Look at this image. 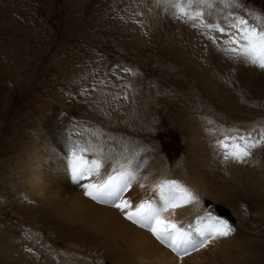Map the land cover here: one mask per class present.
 I'll use <instances>...</instances> for the list:
<instances>
[{
  "label": "rangeland",
  "instance_id": "rangeland-1",
  "mask_svg": "<svg viewBox=\"0 0 264 264\" xmlns=\"http://www.w3.org/2000/svg\"><path fill=\"white\" fill-rule=\"evenodd\" d=\"M210 2L211 8L189 9H200L224 26L237 18L228 12L236 8L264 27L257 19L264 17V0H236L230 7L222 0ZM164 6L175 14L167 26L170 32L182 33L187 28L192 35L205 36L210 47L225 48L218 41L227 36L192 27L188 18L182 25L170 0H0V264H46L40 254L50 258L48 264H62V257L67 260L70 255L87 260L90 257L83 252L96 256L104 247L103 242L88 241L83 235L74 238L76 227L65 228L68 223L61 213L52 214L32 196L27 169L37 145L44 143L49 152L66 157L65 133L88 149L97 147L98 141L108 151L101 153L104 160L119 169L153 152L165 157L167 176L190 180L194 172L186 164L187 141L194 126L214 129L219 124L232 134L264 130V98L260 97L264 89L247 98L244 86L229 78L226 84L231 92L226 100L216 90L209 91L206 83L219 82L223 74L206 64L208 74L193 71L191 61L181 58L169 44L174 36L150 27L151 16L167 10ZM130 31L138 35L131 36ZM212 36L217 38L215 43L209 39ZM113 63L123 71L112 67ZM201 64V58L193 63L199 68ZM249 67L255 66L247 63ZM245 105L260 109L251 118L258 121L257 127L254 122L248 129H235L242 121L231 106ZM210 129L206 134L212 143L218 135ZM259 144L264 146V138ZM210 192L200 194L203 203L209 199L215 207H229L237 218L238 237L226 238L233 245V251H228L231 263L243 264L247 259V264H264V197L227 198ZM21 237L33 248L27 247L28 251ZM67 246L74 250L67 252Z\"/></svg>",
  "mask_w": 264,
  "mask_h": 264
},
{
  "label": "bare ground",
  "instance_id": "bare-ground-1",
  "mask_svg": "<svg viewBox=\"0 0 264 264\" xmlns=\"http://www.w3.org/2000/svg\"><path fill=\"white\" fill-rule=\"evenodd\" d=\"M164 9L167 10L156 12L153 16H151L149 22L150 27L152 30H156L157 33L164 29L165 31L169 32L168 35L172 34L174 37H170V35L169 37L172 38L173 42L170 41L169 44H171V47L179 52V54L182 56L181 58L185 59L188 63L191 61V64L193 65L195 59L201 58V68L191 65L193 71L198 72L199 74H208L209 71L208 69L206 70L205 67L212 65L216 68H212L213 70H219L220 74H223L220 75L222 79H220L219 82L212 81L211 84L206 83L209 91L213 92V90H216L218 94L217 96H219L220 99L224 98L226 100L225 96H230L231 92V88H229L226 84V80L231 78V81L234 79L235 82H238L240 85L244 86V88L247 90V94L245 95L247 98H251L252 96H249V93H262L264 89V75L261 76L259 72L264 71H259L256 67L247 68V62H245L242 58L233 57L231 53H226L224 48L217 49L210 47V41L202 34H199V36L192 35L189 31H187L189 30L187 28H184L182 33L180 31V33L170 32L168 29L170 26L168 28L167 26L170 24V21L175 18V14L169 7L164 6ZM187 10L193 13L192 11L200 9L195 8V10ZM207 12L208 11L205 13L207 14ZM228 12H231L233 15L236 14V10L234 8L232 11ZM181 18L183 19V25L185 22L184 18L188 17L182 16ZM177 27H174L175 31L177 30L176 32L180 30V28ZM182 28L183 27H181V29ZM133 29L136 28L133 27ZM130 32L132 33L131 36L138 35L136 31ZM162 35L167 37V35L163 34V32ZM137 42H139L138 44L142 46L144 44L143 40ZM205 64L207 66H205ZM112 67H114L116 70L118 69L123 71V68L119 65L117 66V64L112 65ZM260 97L264 98V95ZM245 106H231L232 112H236L235 114L238 116L237 118L240 117L241 121L243 122H241L242 125L236 127L234 126L235 129H248L247 127L253 125L254 122V128L257 127L258 121H253L251 118L255 117V110H258V108H253V105ZM258 111H260V109ZM187 121L189 122L190 119L187 118ZM222 127L223 128L217 129L216 126L214 129H210L208 126L205 128L199 125L192 128L189 137L191 141L190 143L189 140L187 141V148L189 151L187 154L189 156L186 159V164L191 167V170L194 172V174H191L190 180H188L189 182L173 178L175 177L173 175L167 176L166 171H163V167L166 165L164 163L165 157H158L153 152L145 154V158L143 157L140 160L134 161L131 165L124 167L123 169L132 171L136 177V179L132 181L131 188L122 194V200H128L132 205L131 209H125V211H134L135 206L141 201H155L159 206L161 201L159 198V190L157 185L164 181H176L188 188L196 197L194 202L189 205L175 210L170 209L168 212L163 213V218L165 220L175 222L178 226H180V223L185 221L192 226L203 228L209 222L206 219L202 220L201 218L207 217L209 215L226 221L224 218H220L214 214H211L212 212L210 213L208 209H206L207 206L206 208L204 207L205 205L203 201L198 199L197 196H200V194H206L208 189H212V192H210L211 195H214L213 192H219V196L225 195L227 198L229 196L237 197L240 195H257L258 197H264V146L262 147L258 143L256 148L251 149V157H249L250 155L245 157L242 160L243 162L241 160H233L231 158L225 159L223 157L221 148L217 144V141L224 139L225 136L220 137L221 133L224 132V135H226L229 133L228 130L230 128L225 126ZM208 128L213 133L218 135L217 138L212 141V143L206 134L209 131ZM239 133V135L237 133L233 134L232 137H249L250 142H261L262 138H264V130L258 131L254 134H252V132L245 133L243 130H240ZM66 135L67 133L62 136V143L69 139V137ZM195 136H198L199 138L193 140L192 138ZM237 142L241 143L240 141ZM229 143H231V141H229ZM79 144L85 145V143L81 140ZM98 147L99 146H90L89 149L85 147L82 149H86V151L83 152V156L87 160L90 161V159H97L102 161L103 167L100 169L101 174L99 177L86 178L80 180L79 182L74 181L72 179V169L69 171V168L66 166V157H62L59 153H57L58 151H56V153L49 152L44 143L35 147L37 152L34 154L30 164L28 165V179L32 196L36 197L40 203L45 204L46 208L50 210L52 214L61 213L64 223L70 224H64L65 228H69V226L71 228L72 226L76 227L73 228L74 231H76V237L74 238H77L78 236L81 237L83 235L88 241H93L96 239V242H103L104 244V247L99 251L102 253L101 256H98L101 254H98V252L96 256L83 252L84 256L88 255L86 257L90 258L79 261L76 260L78 258L70 255L66 256L69 257L67 260L62 257V264H103L106 260L112 261L113 264H233L230 261L231 259L229 260L230 254H228V251H233L231 247L233 245H231V241L223 239V237L221 239H216L209 236V242L204 247L199 248L197 251L189 250L188 255L178 257L177 254L169 247L158 241L148 229L134 224L130 220L126 219L124 212L113 206V204L100 203L91 199L89 196H86L85 189L82 187V185L87 183H100L102 180L106 179L108 175L116 174L113 169H116L117 171L122 169L117 168L118 166H114L113 164L115 163H107L102 157L101 153H106L108 151H106L104 147H99V149L102 150L101 152L99 149H97ZM51 151L55 150L52 149ZM251 159L252 161H250ZM241 164H244L245 166H242ZM251 168L255 169V173L252 174L251 171H249L251 174L249 172L247 174V170H251ZM166 170L168 171V169ZM144 173H146V177H144ZM260 178L263 179L260 180ZM259 180L261 182H258ZM208 182L210 183V186L206 187L205 185ZM52 184L54 185L53 187ZM141 184H143L144 187H140ZM148 196H151L150 200H146ZM243 203H245L247 206L250 204L247 202V200L243 201ZM199 215H202V217ZM232 215L234 216L233 213ZM227 224L230 228H232L228 222ZM230 232H234V230L231 229ZM234 236L238 237V233H235ZM193 237L196 238L197 241L201 239L197 233L194 234ZM20 242L26 248H33L27 239H23V237H21ZM249 248L247 250H249ZM79 249L81 250V248ZM72 250L74 249H70L69 246H67V252ZM78 252L82 253L81 251ZM40 256L41 259L46 262V264L50 262V258L47 256H44L43 254H40ZM251 260H254V257H252ZM244 262L246 264L250 263V261L248 262L247 259H245ZM52 264L60 263L53 262Z\"/></svg>",
  "mask_w": 264,
  "mask_h": 264
},
{
  "label": "snow or ice",
  "instance_id": "snow-or-ice-1",
  "mask_svg": "<svg viewBox=\"0 0 264 264\" xmlns=\"http://www.w3.org/2000/svg\"><path fill=\"white\" fill-rule=\"evenodd\" d=\"M222 2L225 7H230L236 3V0H222ZM170 3L179 16L187 15L188 19L193 21V27L196 26L195 22L199 20L201 26L217 32L221 36H227V39L222 41L226 53H231L233 57L242 58L245 62L264 71V27L251 26L244 18L233 19L227 26H222L221 23L206 22L204 12L200 10H195L193 13L187 11V9L197 5L211 8L213 4L210 0H170ZM257 19L264 24V17ZM230 29L235 31H230ZM209 39L215 43L217 38L212 36ZM258 143L261 142H250L249 137L245 136L225 137L217 141L225 159L231 158L241 161L251 155V149L256 148ZM84 151L86 149H79L72 153V179L76 182L86 178L99 177L100 169L103 167L102 161L97 159L89 161L80 155ZM113 171L116 173L115 175H108L100 183L82 185L85 189V195L100 203L113 204L124 212L126 219L148 229L158 241L169 247L178 257L188 255L189 250L197 251L206 245V239L194 240L191 232L186 231L175 222L163 218V213L170 209L182 208L194 202L196 197L188 188L176 181H164L157 185L161 201L159 206L155 201H141L135 206L134 211H125V209H131L132 205L128 200H122V194L131 188L132 181L136 177L132 171L123 168L119 171L113 169ZM140 187H144V185L141 184ZM201 219H206L209 223L205 227L195 230L200 237L218 238L229 235L231 231L226 221L211 215Z\"/></svg>",
  "mask_w": 264,
  "mask_h": 264
}]
</instances>
